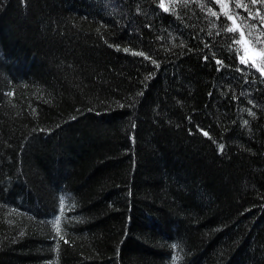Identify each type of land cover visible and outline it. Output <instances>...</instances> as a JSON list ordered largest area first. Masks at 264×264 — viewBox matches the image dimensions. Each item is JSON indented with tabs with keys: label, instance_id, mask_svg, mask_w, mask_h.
<instances>
[{
	"label": "trees",
	"instance_id": "1",
	"mask_svg": "<svg viewBox=\"0 0 264 264\" xmlns=\"http://www.w3.org/2000/svg\"><path fill=\"white\" fill-rule=\"evenodd\" d=\"M262 34L251 0H0V264H264Z\"/></svg>",
	"mask_w": 264,
	"mask_h": 264
},
{
	"label": "snow or ice",
	"instance_id": "2",
	"mask_svg": "<svg viewBox=\"0 0 264 264\" xmlns=\"http://www.w3.org/2000/svg\"><path fill=\"white\" fill-rule=\"evenodd\" d=\"M160 2H161V5H163V0H160ZM173 2H175V0H173ZM183 2H184V3H187L188 0H183ZM216 2L222 4V3L225 2V0H216ZM251 3H252V4H257V3L264 4V0H251ZM210 15H212V16H216L217 14H216L215 12H211V11H210ZM228 19L231 20L232 17H231V16H228ZM252 27L255 28L256 26L253 25ZM225 30L228 31V32H233V31H234V29L231 28V27H228V28H226ZM250 34H251V33H250ZM242 35H243V34L241 33V36H242ZM262 35H264V34H262ZM239 39H240V37H237L236 39H234V43H239ZM255 42H256V44L264 45V41H262V40L260 39L259 36H257ZM140 55H143V53H140ZM216 62H217V64H222V63H223V62L220 61V60H217ZM240 62H241L242 64H245V66H247V61H245L244 59H241ZM252 66H253V67H257V70H261V69L259 68V66L256 65V64H253ZM237 70L240 71V69H237ZM261 75L264 76V70H261ZM205 135H207V133H205ZM221 147H222V146H221ZM58 222H59V218H57V220H56V223H58ZM57 230H58V229H57Z\"/></svg>",
	"mask_w": 264,
	"mask_h": 264
},
{
	"label": "rangeland",
	"instance_id": "3",
	"mask_svg": "<svg viewBox=\"0 0 264 264\" xmlns=\"http://www.w3.org/2000/svg\"><path fill=\"white\" fill-rule=\"evenodd\" d=\"M243 55L247 61L256 63L261 60V53L249 44L248 41L243 40Z\"/></svg>",
	"mask_w": 264,
	"mask_h": 264
}]
</instances>
